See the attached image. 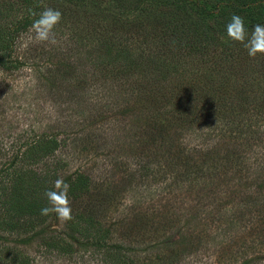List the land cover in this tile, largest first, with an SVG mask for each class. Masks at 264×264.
Masks as SVG:
<instances>
[{"label": "rangeland", "instance_id": "1", "mask_svg": "<svg viewBox=\"0 0 264 264\" xmlns=\"http://www.w3.org/2000/svg\"><path fill=\"white\" fill-rule=\"evenodd\" d=\"M72 9L76 11L77 5ZM84 15L87 12L80 10L75 17ZM67 38L66 31L56 33L57 43L50 50L33 41L31 29L20 33L11 58L22 65L15 69L0 65V172L25 143L43 131H55L62 142L58 149L26 167L40 175L55 169L57 179L78 173L88 177L87 192L75 199L68 195L72 219L61 223L51 215L44 224V236L71 235L67 239L74 251L47 249L39 236L22 243L25 234L4 229L0 245L25 252L30 264H104L110 250L95 248L76 232L84 225L78 215L90 212L103 227L109 225L108 243L130 249L133 264H264V101L250 85L258 80L253 67L262 68L248 64L261 54L253 60L247 54V61H240L236 69L246 78L249 74L246 84L252 95L246 132L243 125L223 126L212 113L199 115L198 120L194 116L186 124L172 118L171 109L161 111L167 107L162 101L169 91L181 102L172 80L155 84L139 79L136 84L97 71L89 90L87 47ZM153 41V48L168 47L167 39ZM83 42L87 45V38ZM128 47L147 51L137 42ZM48 50L51 58L39 56ZM239 50L247 52L242 44ZM58 52L73 71L55 78L50 70ZM258 82L263 85L264 79ZM86 91L99 95L88 97ZM87 101H93L91 107ZM156 108L160 117L171 121L161 133L151 122ZM79 110L87 115L81 118L75 114Z\"/></svg>", "mask_w": 264, "mask_h": 264}, {"label": "trees", "instance_id": "2", "mask_svg": "<svg viewBox=\"0 0 264 264\" xmlns=\"http://www.w3.org/2000/svg\"><path fill=\"white\" fill-rule=\"evenodd\" d=\"M75 5L77 10L73 11ZM44 7L58 9L62 13L61 22L54 29L58 36L66 31L68 41L79 47H87L84 59L89 70L86 74L90 75L91 81L84 82L89 90L97 71L103 73L104 77L118 75L125 80L133 79L136 84H140L141 81H137L139 79L150 80L155 84L172 80L181 92L178 93L181 102L177 101V94L169 91L168 99L165 97L162 101L167 107L161 111L171 109L172 118H178L186 124L193 121L194 116L198 120L199 115L212 113L217 118L216 122L223 126L243 125L241 128L244 131L250 130L247 101L252 93L246 84L249 74L246 78L243 72L236 70L240 61H247V52L239 50L240 43L228 39L226 24L233 14L244 18L248 30L253 24L264 23V0H0V65L4 69H15L22 65L17 59L14 61L11 58L17 37L20 33L28 32L37 18L29 10L39 13ZM80 10L87 12V15L76 18V12ZM83 38H87V45ZM155 38L160 39L161 43L167 39L168 47L161 44L162 48L156 45L153 48L154 43L151 41ZM133 42L144 45L147 51L130 50L128 44ZM42 45L53 49L50 44ZM50 50L46 54L39 53V56L51 58ZM60 55L59 52L54 54L58 61L54 62L55 67L50 70V76L55 78L60 74L70 75L73 71L72 64ZM261 56H257L256 60L249 58L253 61L248 64L261 65L262 69L252 66L258 80L250 85L260 91V95L255 96L264 101V83L260 85L258 82L261 77L264 79V57ZM191 59L195 61L190 62ZM79 64L83 65V62ZM249 65L247 69L250 73ZM143 89L147 92L146 88ZM85 95L96 99L99 94L86 91ZM102 100L106 102L105 98ZM87 103L91 107L93 101ZM84 106L87 107L86 104ZM161 111L156 108L157 113L151 117L157 133L166 131L171 125L170 118L160 117ZM75 114L81 118L87 115L84 110L76 111ZM60 143L55 131H43L32 142L25 143L24 149L14 155L15 160L2 169L0 230L25 234L27 237L19 240L22 243L39 236L47 249L70 254L74 251L72 241L67 239L71 235L62 237L59 236L60 232L43 235L45 221L51 215L42 216L40 209L46 205L44 192L53 188L58 178V174L55 175L57 172L55 169H46L40 175L36 170L26 167L34 165L39 158L53 154ZM148 170L145 167L143 172ZM64 180L70 185L68 195L73 199L88 190V177L82 173L66 176ZM78 216L84 225L76 232L89 239L95 248L103 246L110 250L104 255V264L134 263L130 249L120 243L107 242L109 225L103 227L97 221L96 214L87 212ZM0 254V261L3 260L4 264H30L31 261L25 252L18 251L16 247L3 248L0 245Z\"/></svg>", "mask_w": 264, "mask_h": 264}, {"label": "clouds", "instance_id": "3", "mask_svg": "<svg viewBox=\"0 0 264 264\" xmlns=\"http://www.w3.org/2000/svg\"><path fill=\"white\" fill-rule=\"evenodd\" d=\"M29 11L37 17L31 25L33 41L37 44L55 45L57 39L54 29L61 22L62 13L51 7H44L39 13L32 9ZM250 28L249 34L244 18L233 14L226 24V35L230 41L242 44L250 58H255L257 54H264V23L253 24ZM69 188V183L63 178L56 179L53 188L44 192L46 205L40 209V214L54 215L61 223L71 220Z\"/></svg>", "mask_w": 264, "mask_h": 264}]
</instances>
